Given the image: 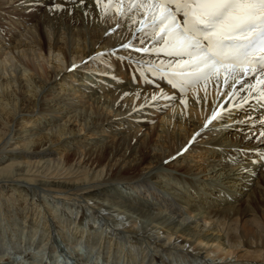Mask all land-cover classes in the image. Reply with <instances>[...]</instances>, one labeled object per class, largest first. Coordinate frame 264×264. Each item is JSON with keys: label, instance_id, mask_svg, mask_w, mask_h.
<instances>
[{"label": "bare ground", "instance_id": "1", "mask_svg": "<svg viewBox=\"0 0 264 264\" xmlns=\"http://www.w3.org/2000/svg\"><path fill=\"white\" fill-rule=\"evenodd\" d=\"M10 1L0 0V253L35 258L46 251L60 263L68 260L59 258L62 245L102 264H198L202 254L223 260L201 248L216 243L226 253L255 251L264 260V77L236 93L222 70L191 84L186 97L176 93L166 112L161 99L174 93L162 72L177 60L120 47H141L140 40L153 46L147 0ZM73 65L79 67L69 71ZM89 72L123 82L111 89ZM73 77L81 83L72 84ZM227 109V123L205 127ZM169 178L213 191L205 195L218 207L181 206L170 193L176 187L164 182ZM120 186L155 208H131L151 221L140 231L131 216L119 226L99 213L104 203L93 197ZM10 194L25 202L22 209L12 211Z\"/></svg>", "mask_w": 264, "mask_h": 264}, {"label": "snow or ice", "instance_id": "2", "mask_svg": "<svg viewBox=\"0 0 264 264\" xmlns=\"http://www.w3.org/2000/svg\"><path fill=\"white\" fill-rule=\"evenodd\" d=\"M95 2L99 4L102 0ZM132 2L135 3L136 0ZM147 2L153 9L150 24L156 37L153 43L161 45V51L168 49L169 56L179 57L175 63L184 69L165 73L161 77L167 79L173 90L174 94L167 97L169 100H175L176 93H184L191 84L208 80L221 69L226 74V84L229 80L235 82L230 86L236 87V93L247 92L251 87V80L264 77V0H147ZM54 7L59 9L61 6ZM139 42L141 47H135L131 43H123L120 47L150 54V48L145 46L147 42L145 40ZM82 63L86 65L87 62ZM171 66L170 63L169 67ZM78 67L73 65L69 71ZM149 70L153 73L163 71L156 67ZM259 98L264 102V87ZM241 99L246 100L245 97ZM235 107L242 108L243 105L237 104ZM231 112L232 109H227L213 115L212 121L205 127H214L213 122H223L225 116L231 118ZM197 136H200V133H197ZM259 136L264 138V131L260 132ZM261 159L264 160V154H261Z\"/></svg>", "mask_w": 264, "mask_h": 264}, {"label": "rangeland", "instance_id": "3", "mask_svg": "<svg viewBox=\"0 0 264 264\" xmlns=\"http://www.w3.org/2000/svg\"><path fill=\"white\" fill-rule=\"evenodd\" d=\"M10 3H12V1L9 0V5H11ZM2 22L7 27L11 26L8 21H2ZM82 71L83 70H77L75 73L80 74V73H82ZM89 75H92L93 78L95 80H97V82H99V83H102V82L108 83L111 89L114 87V85L119 86L123 82L117 76H111V75L105 76L102 74H98L97 72H89ZM132 77H135V76H132ZM139 78L141 80H144L143 77H139ZM83 80H84V78H83ZM130 80H131V77H130ZM131 82L133 84H136V82H133V80H131ZM71 83L72 84H80L81 81H78V78L73 77ZM145 83L151 88V91H155V87L151 86L148 83V80ZM187 95L188 94L186 93L184 96H181V97H186ZM163 99H164V101H163ZM163 99H161V102H163L164 109L166 110V112H170L173 109V106H171V107L165 106L167 104L168 98H163ZM153 117H155V116H150L149 118H153ZM224 122L227 123L226 120ZM88 137H92V136L87 135L86 138L88 139ZM189 157L198 163L202 162L201 160H199L200 158L196 157L195 155L189 156ZM251 159L253 160L254 157H252ZM164 180L165 179H163V181ZM164 182L166 184H172L173 186L176 187L175 191L171 190L170 193L173 192L174 195H178V196H186L187 195L189 197L190 201L187 202L183 199L178 198V196H173L174 199L177 200L178 204L181 203L180 204L181 206H184V204H187V205L197 204L199 208L202 207L204 209L206 207H210L212 205V202H214L213 198L205 195V193L209 192L210 195H212V197H214V192L201 190V185H196V186H198V190H195L194 188H190V185L187 182L179 183L176 179L174 180V179L169 178V180L167 179ZM165 183H160V186H164ZM209 184H211V183H209ZM211 185H213V184H211ZM159 188L161 189V187H159ZM166 188L170 189L171 186L167 185ZM199 192L203 193L202 201L199 200V195H200ZM167 193L169 194V192H167ZM10 195H12L9 197L12 199L11 202H13L12 208H11L12 211L16 207H19L20 209H22L25 202L23 203L22 199L20 197H18V195L16 196V194H14V195L10 194ZM165 195H167V194H165ZM224 195H227V194L224 193ZM228 195H230V194H228ZM6 196L7 195H5V197ZM93 198L98 199V201H103L102 203H104L103 207L100 208V211H99L100 214L105 215V216H106V214L109 215L110 220H112V223L118 224L119 226H122V224L125 225V221H126L127 217L131 216L133 218V220L135 219V221H136V227L138 228L137 231H140L139 228H141V227H147L151 223V221H150V219H147L144 216L138 215L136 213L132 214L131 208L133 207L135 209L142 210L143 212L148 210L147 212H152V213L154 212L155 213V208L143 207L144 206L143 203H141L142 205H140L138 202L136 203L135 201L136 200L138 201L137 197L132 192H130L128 189H126L125 187H121V186L114 188V189H111V190H106V192H103V195L102 194H99L97 196L95 195V197H93ZM215 198H217V197H215ZM9 203L10 202H8L7 204H9ZM117 203L124 204V206L118 207L119 204H117ZM2 204L4 207L5 203L3 202V199L0 198V212L2 210ZM94 204L95 203L93 201H88L87 205L92 207ZM115 204H117V205H115ZM111 207H113V208H111ZM213 207L216 208L218 206L215 205ZM98 208L99 207H96V209H98ZM186 209H189V206H186ZM191 209L193 210V206L190 207V210ZM41 211H42V209H41ZM12 215L13 214L10 215V220L12 219V217H11ZM78 217H80V214H79V216L77 215V218ZM106 218H109V217L106 216ZM110 227L111 226H109V230L112 229V227L111 228ZM118 233H121V232H118ZM52 234L54 235L53 237H55V240L57 241L56 245H58V244L60 245L61 240H59L58 237H56L57 236L56 233L53 232ZM61 247H63V249H61L63 251H61L58 255H61V256H59L60 259L61 258L62 259H68L65 262L57 263L56 260L50 256V254H48L46 251H44V252L39 253L38 257H35V258H32V255L34 253H32V255H25V254L18 253V254H15L13 256L7 255L5 253H0V259H1L0 264L1 263H3V264H80L81 262H83V260L87 261L86 264H102L100 259L98 257H95L94 255H90V254L85 253L84 256H77V255L72 254L73 252L71 253V251L69 249H66V247H64L62 245H61ZM202 247H205L206 251L211 252L210 256H213V254H214L215 255L214 259H216L217 257H223V260L219 259V260L213 261V260H211L212 258L210 259L209 257H207L209 259L208 260L207 258L204 257L203 254L200 256L196 254L197 256H199V259H196V258H193V259H196L195 261H197L198 264H202L203 262H206L207 264H215V263H219V264H264V260L257 257L259 252L253 251V252L248 253V252H243V250L239 249L235 252V255H232L231 252L226 253L227 250L223 251V249H224L223 247L220 246L218 248L216 243L213 244L211 247L201 245V248ZM195 248H197V246ZM33 251H34V249H33ZM34 252H36V251H34ZM189 252H191V251H189ZM192 252L195 253L196 250H194V251L192 250ZM192 252H191V254H192ZM200 253H203V252H200ZM237 255L239 256V258L236 257ZM169 259H172V261H173V257L170 256ZM172 264H177V262H172ZM187 264H193V262H188Z\"/></svg>", "mask_w": 264, "mask_h": 264}]
</instances>
